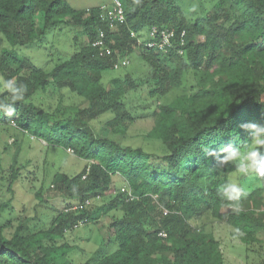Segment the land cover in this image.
<instances>
[{
    "label": "trees",
    "instance_id": "obj_1",
    "mask_svg": "<svg viewBox=\"0 0 264 264\" xmlns=\"http://www.w3.org/2000/svg\"><path fill=\"white\" fill-rule=\"evenodd\" d=\"M186 1L141 0L135 5L122 0L126 22L110 28L99 17L104 3L76 10L67 0H0V32L12 47L0 52V74L27 88L13 106L14 117L0 113V125L86 161L76 174L55 173L52 182L65 204L54 209L47 225L29 216L14 224L12 199L0 202V264H74L69 254L76 245L67 241L68 233L113 212L120 213L109 224L111 237L83 264H226L214 220L246 234L239 239L247 257L253 244L264 249V182L252 174L240 178L249 195L236 214L217 196L234 166L218 168L204 152L229 144L243 150L250 138L240 126L264 125V0ZM195 2L197 11L189 12ZM65 26L80 27L77 37L84 36L86 43L50 71L14 49ZM154 26L176 29L174 48L166 52L146 45ZM102 29L113 49L104 57L92 46ZM133 55L146 65L145 72L113 77L107 87L105 73L117 70L122 59L131 63ZM64 90L87 106L66 105ZM141 91L153 100L142 115L153 121L146 137L163 142V154L124 143L126 119L135 122L140 116L129 108V94ZM108 112L113 118L102 132L94 122ZM18 155L10 190L21 170ZM116 177L126 186L119 188ZM44 190L42 184L37 196ZM87 199L91 205L84 206ZM93 203H99L94 210Z\"/></svg>",
    "mask_w": 264,
    "mask_h": 264
},
{
    "label": "rangeland",
    "instance_id": "obj_2",
    "mask_svg": "<svg viewBox=\"0 0 264 264\" xmlns=\"http://www.w3.org/2000/svg\"><path fill=\"white\" fill-rule=\"evenodd\" d=\"M67 1L76 10L112 2V0ZM184 1L186 0H182L183 3ZM186 2H189V0ZM194 5L196 6V2ZM80 30L81 28L78 26L76 28L65 26L60 29L50 30L41 39L30 44L18 45L14 49L19 54L28 57L37 67L50 71L57 63L69 59L79 47L86 43L84 36L79 35L77 37ZM4 48L12 47L6 36L0 32V52ZM137 55L131 56L129 65L105 73L103 81L107 87L112 86L113 77L122 76L128 72L132 73V77H136L145 72L146 65L143 64ZM132 77H130V80H132ZM0 78L4 80L1 74ZM63 93L66 105L87 106L83 98L72 92L64 90ZM152 101L145 91L129 94L127 101L129 108L132 109L135 115L137 113L140 116L135 122L126 119L125 122L128 129L124 143L134 147H141L157 154H163L166 150L163 142L146 137L153 126L152 119L142 118V115L149 111L147 107ZM51 102L55 103L56 101L51 100ZM151 107L155 108V103H152ZM111 118H113L111 112L105 113L94 124L103 132L105 129L102 125ZM16 140L19 141V144L15 143ZM16 152L19 153L18 164L16 165L21 167V170L17 181L13 184V190H10L11 166ZM85 165L86 161L76 157L71 150H66L60 146L50 147L42 139L32 140L25 133L21 134L12 126L4 127L0 125V202L12 199L11 206L14 213L11 219L14 224L17 223V218L29 216L34 219L40 218L46 223L44 225H47L52 219L51 216L54 214V209H62L65 204L61 192L56 189L52 182L55 173L60 171L73 175L80 172ZM244 177L246 176H232L231 178L236 179L240 185V178ZM115 179L119 188L126 186V184H123L122 178L116 177ZM42 184H44L45 190L42 193L40 192L41 200V197L37 196V194ZM98 204H94L92 210L96 209ZM223 211L227 214L228 208ZM119 213L113 212L110 215H105L95 224H89L68 233L67 241L76 245L69 254V258L74 264L85 263L94 255L102 244V240L107 241L111 237L112 231L109 224L113 219V215H118ZM212 223L213 233L221 244L226 264H246L247 262L264 260V249L259 244L251 245L252 250L249 257H247V246L233 235L234 230L227 222L214 220ZM9 232L11 230H8ZM111 248L115 249L114 246Z\"/></svg>",
    "mask_w": 264,
    "mask_h": 264
},
{
    "label": "clouds",
    "instance_id": "obj_3",
    "mask_svg": "<svg viewBox=\"0 0 264 264\" xmlns=\"http://www.w3.org/2000/svg\"><path fill=\"white\" fill-rule=\"evenodd\" d=\"M133 4L139 5L141 0H132ZM189 12H196L197 6L193 5L188 9ZM27 92L25 85L17 83L14 80H3L0 78V97H4V93H8L6 98H0V113L12 118L16 115L14 105L24 99ZM11 123L15 121L10 119ZM241 131L249 134L250 143L241 147L231 144L222 146L215 151H210L205 148L204 152L207 158H212L216 161L218 168H223L226 165L234 166L232 176H249L254 175L257 180L264 182V125L256 123H248L240 126ZM249 193L242 188L236 179L229 178L225 183L217 187V196L226 201L230 209L239 214L241 209V200L246 198ZM246 234L239 228L235 229L234 236L243 238Z\"/></svg>",
    "mask_w": 264,
    "mask_h": 264
},
{
    "label": "built area",
    "instance_id": "obj_4",
    "mask_svg": "<svg viewBox=\"0 0 264 264\" xmlns=\"http://www.w3.org/2000/svg\"><path fill=\"white\" fill-rule=\"evenodd\" d=\"M99 17L101 22L108 25L110 28H115L118 25L125 23L127 17L122 0H112L111 3L103 4L100 9ZM176 35H177V31L174 28H159L157 26H154L152 27V30L147 36L148 41L146 42V45L149 47H155L168 52L169 50L175 47ZM185 35H186V31H182L181 33L182 45L184 44ZM133 36L137 37L136 33H133ZM138 44L139 45L143 44V40L141 38H138ZM92 46L99 49V55L101 57L113 54V49L108 45L106 40V31L103 29L100 30V34L98 38L92 42ZM179 53L183 54L184 52L182 49H180ZM129 64H130L129 60L122 59L121 61L115 64V68L119 69L120 67ZM30 138L32 140L35 139V137L32 135H30ZM89 169L90 168H88V171ZM84 177H86V175ZM89 205H91V201L87 199L84 206H89ZM80 207L81 206H77L75 207V209H78ZM165 212L167 214L169 211L166 210ZM82 223L84 224L85 222L82 221L81 223L78 224V226L80 227ZM160 235H162L163 237H167V234L165 232H162Z\"/></svg>",
    "mask_w": 264,
    "mask_h": 264
}]
</instances>
